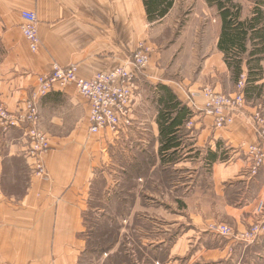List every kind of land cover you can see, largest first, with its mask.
I'll list each match as a JSON object with an SVG mask.
<instances>
[{"label": "crops", "instance_id": "obj_1", "mask_svg": "<svg viewBox=\"0 0 264 264\" xmlns=\"http://www.w3.org/2000/svg\"><path fill=\"white\" fill-rule=\"evenodd\" d=\"M24 10L38 17L36 52L21 29ZM170 11L151 22L144 0H0V103L11 111L24 108L54 63L77 64L79 75L91 78L130 62L140 43L151 48L129 127L91 133L88 100L72 85L39 100L51 143L44 175L27 156L24 128L6 131L0 120V264H264V236L245 244L210 230L221 223L247 229L264 202V164L252 175L248 154L252 144L264 150L255 120L264 118V97L247 101L228 128H216L203 109L204 86L177 81L166 65L169 48L158 26ZM217 20L216 50L204 54L202 73L213 72L216 56L219 72L229 76ZM159 83L194 112L168 151L158 123ZM213 88L222 92V83ZM107 217L122 218L118 238L90 239Z\"/></svg>", "mask_w": 264, "mask_h": 264}, {"label": "built area", "instance_id": "obj_2", "mask_svg": "<svg viewBox=\"0 0 264 264\" xmlns=\"http://www.w3.org/2000/svg\"><path fill=\"white\" fill-rule=\"evenodd\" d=\"M23 23L22 32L29 42L30 49L36 52L40 47L38 32V17L33 11L21 12ZM151 60V48L144 42L140 43L134 51L133 58L127 64L118 66L112 70L97 72L91 78H83L79 75L77 64L62 66L59 63L52 65L49 74L38 76L37 84L33 88L29 98L25 101L24 108L19 111H11L0 103V120L4 130L13 127H23L25 137L29 143L27 156L34 160V170L38 175L47 173L43 163V156L51 149L50 139L41 129V114L38 107L39 100L55 89H64L70 85L84 96L90 106V132L98 134L103 129L109 128L118 131L132 125V106L137 80L140 73ZM246 74H242L233 94L217 91L210 86L201 89L204 97V111L213 116L216 128H228L236 115L246 106L247 100L244 94ZM195 93L189 94V99L194 101ZM258 130L264 136V118L256 115ZM190 119L187 126H192ZM248 154L252 159L251 174L256 175L264 164V150L258 144L248 147ZM256 220L245 230L237 231L228 224H214L210 230L222 237L233 238L237 242L251 244L264 236V202L256 207Z\"/></svg>", "mask_w": 264, "mask_h": 264}, {"label": "trees", "instance_id": "obj_3", "mask_svg": "<svg viewBox=\"0 0 264 264\" xmlns=\"http://www.w3.org/2000/svg\"><path fill=\"white\" fill-rule=\"evenodd\" d=\"M174 1L144 0L149 20L154 22L165 17ZM206 2L218 13L221 23L218 49L224 54L232 79L238 82L241 75L246 74L244 94L247 101L264 97V0H255L247 16H244L243 6L235 0ZM158 89L162 150L168 151L180 144L176 131L186 129L194 112L169 85L159 83ZM216 159V153L212 152L210 160Z\"/></svg>", "mask_w": 264, "mask_h": 264}, {"label": "rangeland", "instance_id": "obj_4", "mask_svg": "<svg viewBox=\"0 0 264 264\" xmlns=\"http://www.w3.org/2000/svg\"><path fill=\"white\" fill-rule=\"evenodd\" d=\"M244 9V16L250 14L255 0H235ZM174 8L170 11L167 19L159 27L160 36L164 38L163 43L167 46L166 65L169 70L176 75L177 81L196 82L209 85L213 88L216 82L222 83L223 93L229 94L236 91L238 82H235L231 74L220 73V58H213V72L203 74L207 54L215 52V41L219 34L218 13L216 9L206 2V0H175ZM215 74L216 76H210ZM186 82V84H187ZM214 89V88H213ZM103 219V218H101ZM109 218L97 223L98 229L91 234L93 240L117 239L116 231L124 226L122 218ZM112 223V224H111ZM93 225V224H92ZM109 226V232H108ZM125 236H122L124 239Z\"/></svg>", "mask_w": 264, "mask_h": 264}]
</instances>
